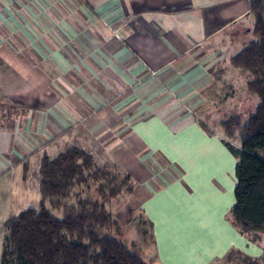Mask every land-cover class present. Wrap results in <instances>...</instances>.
Returning <instances> with one entry per match:
<instances>
[{
  "label": "crops",
  "instance_id": "1",
  "mask_svg": "<svg viewBox=\"0 0 264 264\" xmlns=\"http://www.w3.org/2000/svg\"><path fill=\"white\" fill-rule=\"evenodd\" d=\"M254 1L3 0L0 235L39 207L43 158L76 147L141 190L158 264H264V233L230 219L238 160L199 113L240 71Z\"/></svg>",
  "mask_w": 264,
  "mask_h": 264
},
{
  "label": "trees",
  "instance_id": "2",
  "mask_svg": "<svg viewBox=\"0 0 264 264\" xmlns=\"http://www.w3.org/2000/svg\"><path fill=\"white\" fill-rule=\"evenodd\" d=\"M251 12L255 38L231 58V63L255 72L247 87L259 102L247 120L235 115L223 120L221 126L230 139L226 145L238 160L236 202L230 219L242 233L259 236L264 233V0H255ZM87 171L119 174L108 166H96L90 155L76 147L55 159L43 158L40 205L7 220L1 264H150L141 252L130 249L112 233L119 222L106 201L79 200L64 208L61 215L46 206L50 194H67L76 180L86 179ZM118 193L119 189L106 192L102 185V198L114 199Z\"/></svg>",
  "mask_w": 264,
  "mask_h": 264
},
{
  "label": "rangeland",
  "instance_id": "3",
  "mask_svg": "<svg viewBox=\"0 0 264 264\" xmlns=\"http://www.w3.org/2000/svg\"><path fill=\"white\" fill-rule=\"evenodd\" d=\"M2 3L3 0H0V4ZM249 20L244 19L243 23H247ZM234 29L235 27H232L228 31H233ZM244 36V38L241 37L239 41H236L238 42L236 48L240 46V50L244 47L245 42L248 43L249 39L255 38L252 32ZM232 66L237 68L236 70H240L238 71L239 73H234L233 76H230L231 78L228 76L218 78L213 85L218 91L208 97V108L199 111L203 122L210 129L221 128L224 131L221 124L212 123L210 119L212 114L216 119L220 116L228 119L231 116L239 115L245 121L254 107L252 105L256 106L259 102L258 97L247 89V82L255 78V72ZM15 77L13 71H8L7 67L0 61V86L8 85V79L15 80ZM248 98L251 99L249 100ZM124 179V176L116 173L96 172L93 174V172L87 171L86 179L80 178V180H76L74 184L68 187L67 194H50L46 199V206L53 213L61 215L60 213L63 212L64 208L76 204L79 200L106 201L107 207L113 211L115 218L119 222V228L114 227L112 233L119 235L130 249L134 250L136 246L142 248L143 252L141 251V255L147 262L158 264L150 234L151 227L149 221L140 210L141 190H138L130 179L123 181ZM103 184L106 192L112 189H119L117 194L119 196L114 199L102 198ZM123 231H125V234L121 233ZM5 234L6 226L4 227V232L0 235V264L5 248Z\"/></svg>",
  "mask_w": 264,
  "mask_h": 264
}]
</instances>
